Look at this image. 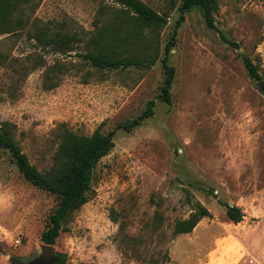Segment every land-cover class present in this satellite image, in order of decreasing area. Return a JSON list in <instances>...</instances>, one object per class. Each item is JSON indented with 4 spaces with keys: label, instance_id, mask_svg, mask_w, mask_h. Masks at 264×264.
Segmentation results:
<instances>
[{
    "label": "rangeland",
    "instance_id": "374dc122",
    "mask_svg": "<svg viewBox=\"0 0 264 264\" xmlns=\"http://www.w3.org/2000/svg\"><path fill=\"white\" fill-rule=\"evenodd\" d=\"M143 1L167 24L135 40L113 0L22 3L13 17L23 22L0 31V121L41 171L53 165L64 128L89 136L104 123L107 133L155 101L154 115L117 131L93 171L89 201L68 217L50 257L41 234L58 197L0 148V264H56L57 252L67 264H264V92L245 65L251 58L264 78V0H218L219 31L202 7L190 8L168 53L183 0ZM97 17L119 56L155 62L85 63ZM70 32L71 50L59 47ZM165 57L175 68L171 103L161 97ZM230 202L245 213L239 223L227 217ZM200 203L212 217L176 235L177 221Z\"/></svg>",
    "mask_w": 264,
    "mask_h": 264
},
{
    "label": "trees",
    "instance_id": "16d2710c",
    "mask_svg": "<svg viewBox=\"0 0 264 264\" xmlns=\"http://www.w3.org/2000/svg\"><path fill=\"white\" fill-rule=\"evenodd\" d=\"M32 1L34 0H0V31L2 33L12 32L13 23H22L23 19L21 17L17 19L13 17L14 12L22 3ZM113 2L120 14L122 26L128 27L127 39L135 40L136 35L144 28L159 29L167 24V18L143 0H113ZM194 6L202 7L207 26L219 31L215 19V14L220 7L218 0H183L180 6V17L176 22L172 39L166 46L167 53L175 45L178 28L185 20L187 10ZM94 25L95 32L87 42L93 48L80 53L85 63L99 69H119L130 66L150 67L155 62L156 57L150 61H145L135 56H119V53H121L120 47L117 49L116 46H109L110 42L104 38V26L101 25L99 17L95 19ZM129 27L133 29L131 30ZM75 35L70 32V35L63 36L60 42H57V45L60 47L62 44L70 43L71 50L72 43L77 38ZM221 35L224 37L222 32ZM138 41L139 39L136 40V42ZM230 43L237 46L235 41H230ZM163 63L167 68L168 75L162 87L161 97L166 102L171 103L170 90L175 78V68L168 65L167 57L163 59ZM245 65L249 75L257 81L264 92V78L258 71L257 65L249 57L245 58ZM154 108L155 101L152 99L139 116L118 124L115 129L107 133L103 131L104 123L89 136L64 128L61 143L54 157V163L46 171L39 170L30 162L27 154L22 151L21 146L13 138L10 124L0 121V148L11 153L19 171L30 183L46 189L58 197V204L50 216L49 225L41 234L43 243L54 245L61 231L65 229L68 217L89 201L93 171L98 162L114 148L117 131L120 129L128 132L132 131L141 125L145 119L154 115ZM225 206L230 221L239 223L244 219L245 213L241 207L229 203H226ZM204 217H212V213L205 205L200 203L187 218L177 221L174 233L177 235L192 232ZM54 257L56 264H67L65 254L57 252ZM11 264H19V262L16 258H13Z\"/></svg>",
    "mask_w": 264,
    "mask_h": 264
},
{
    "label": "water",
    "instance_id": "95a60500",
    "mask_svg": "<svg viewBox=\"0 0 264 264\" xmlns=\"http://www.w3.org/2000/svg\"><path fill=\"white\" fill-rule=\"evenodd\" d=\"M230 205H234V204L230 202ZM43 250H44V253L49 257L52 256L54 252V248L51 245H47V244L43 245Z\"/></svg>",
    "mask_w": 264,
    "mask_h": 264
},
{
    "label": "built area",
    "instance_id": "2783aa9c",
    "mask_svg": "<svg viewBox=\"0 0 264 264\" xmlns=\"http://www.w3.org/2000/svg\"><path fill=\"white\" fill-rule=\"evenodd\" d=\"M16 241H17L18 244L21 243V240L20 239H17Z\"/></svg>",
    "mask_w": 264,
    "mask_h": 264
},
{
    "label": "crops",
    "instance_id": "0c3cea01",
    "mask_svg": "<svg viewBox=\"0 0 264 264\" xmlns=\"http://www.w3.org/2000/svg\"><path fill=\"white\" fill-rule=\"evenodd\" d=\"M204 218H206V217H204ZM204 218H203V219H204ZM203 219H202V220H203ZM202 220H201V221H202ZM201 221H200V222H201ZM200 222H199V223H200ZM199 223H198V225H199ZM198 225H197V226H198ZM197 226H196V228H197ZM196 228H195V229H196ZM195 229H194V230H195ZM190 233H191V232H190ZM185 234H187V233H185Z\"/></svg>",
    "mask_w": 264,
    "mask_h": 264
}]
</instances>
